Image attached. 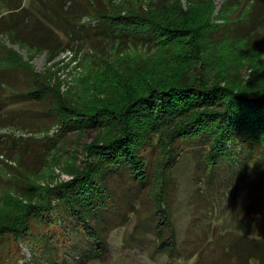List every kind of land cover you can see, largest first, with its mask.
Here are the masks:
<instances>
[{"label":"trees","instance_id":"1","mask_svg":"<svg viewBox=\"0 0 264 264\" xmlns=\"http://www.w3.org/2000/svg\"><path fill=\"white\" fill-rule=\"evenodd\" d=\"M165 1L140 12L115 13L110 9L111 0H35L41 9L39 22L34 24L25 15L28 7L20 3L9 6L10 1H4L0 35L5 34L22 48L45 54L48 62L69 49L70 43L95 37L153 48L159 57L149 58L148 71L135 80L120 108L82 99L63 103L60 97H53L58 126L56 135L45 139L49 148L68 132L99 133L92 142L81 146L85 157L82 166L66 170L70 180L40 191L36 199L35 188L29 187V196L23 197L28 202L19 213L3 220L0 217V247L11 241L19 251L23 241L36 238L41 240L37 249L44 253L43 264L58 263L45 251L54 254L50 242L58 236L47 230L53 229L50 221L59 223L49 218L55 212L60 215L59 220L71 219L99 255L106 251L102 225L110 213L107 208L102 211L101 198L108 194L112 200L114 197L106 185L111 181L115 187V177L124 173L140 185L152 182L153 163H149L148 153L165 147V169L170 166L167 178L180 154L194 148L191 143L195 139L207 141V152L199 155L196 167L201 164L200 170L211 183L223 181V170L218 169L223 163L228 164L232 156L241 157L245 164L254 151L264 150V81L256 68L257 60L247 52L240 53L241 44L245 43L239 36L245 35L240 26L243 22L221 19V23H208L211 5L202 0H188L185 10L179 0ZM218 12L223 13L222 7ZM245 16L252 18L250 24L254 26L259 14ZM84 18L87 23H82ZM242 62L259 74L254 84L245 86ZM14 63L21 69L28 68L20 58ZM41 87L36 85L35 89ZM208 162L213 168L211 173L204 168ZM226 168L224 164L223 169ZM163 184L167 185V181ZM166 197L167 189H163L152 212L153 219L149 220L158 240L157 251L171 258L176 247L175 228ZM94 217L98 219L97 228L91 225ZM246 222L239 220L236 229L256 235V246L248 256L264 264V208L254 228L250 229L253 222L245 225ZM68 232L67 222L63 233ZM44 240L49 243L43 246ZM27 244L35 258L33 245Z\"/></svg>","mask_w":264,"mask_h":264},{"label":"rangeland","instance_id":"2","mask_svg":"<svg viewBox=\"0 0 264 264\" xmlns=\"http://www.w3.org/2000/svg\"><path fill=\"white\" fill-rule=\"evenodd\" d=\"M2 1L0 15L5 10V0ZM9 1V6L20 3L28 7L25 12L28 20L32 24L39 22L41 6L36 5L35 0ZM111 1L110 9L115 13L140 12L142 8L164 2ZM202 1L211 5L208 23H221V19L243 22L240 26L245 35L239 36L245 43L241 44L240 53L245 55L247 52L250 58L257 60L256 68L264 81V0ZM179 2L185 10L188 0ZM221 7L223 13L219 14ZM245 14H259L254 26L250 24L252 18L247 19ZM82 23H87V19L84 18ZM69 47L48 62L45 54L22 48L5 34L0 35L1 220L19 213L18 210L27 204L28 200L23 197L29 196V187L35 188L36 199L40 191L70 180L66 170L82 166L85 157L81 146L92 142L99 133L93 130L81 134L68 132L49 148L45 139L55 136L58 126L53 97H60L63 103L82 99L120 108L135 80L148 71L149 58L159 57L153 48L102 37L73 42ZM16 58L26 62L28 68L22 70L15 65ZM242 65L241 78L245 86L259 80V74L248 63L242 62ZM36 85L42 86L40 90L35 89ZM191 146L194 148L180 154L167 178L170 166L165 169L167 154L165 147H161L147 154L149 163H153L152 182L140 185L124 173L115 177V187L111 181L107 183L108 193L114 197L112 200L108 194L101 198L102 211L110 210L102 225L106 251L97 255L93 243L82 236L68 217L65 219L69 223V232L65 235L67 222L59 220L60 215L53 212L49 218L59 223L50 221L49 226L53 229L47 231L58 237L50 242L53 255L44 249L47 256L54 258L56 264H258L255 258L248 256L256 246V235H246L237 230L236 225L243 220L247 221L245 225L253 222V226L248 227L254 228L264 208V150L254 151L245 164L241 157L232 156L228 164L223 163L218 169L223 170L224 174L220 175L223 181L209 183L204 171L200 170L201 164L196 167L199 155L207 152V141L197 138ZM224 164L228 168L223 169ZM204 168L211 173V162L204 164ZM161 179L167 181V185ZM216 182L219 186L225 184L217 187ZM163 189H167L166 208L175 228L176 247L171 258L157 251L158 240L149 220L153 219L152 212ZM258 199H261L260 203ZM93 219L91 225L97 228L98 219ZM40 241L36 238L23 241L19 251L11 241L1 245L0 264H43L44 253L37 249ZM27 243L33 245L31 250L35 258ZM46 243L49 241L44 240L42 245Z\"/></svg>","mask_w":264,"mask_h":264}]
</instances>
